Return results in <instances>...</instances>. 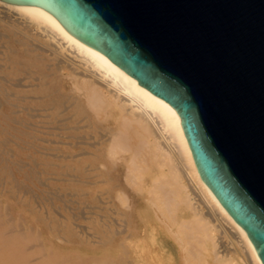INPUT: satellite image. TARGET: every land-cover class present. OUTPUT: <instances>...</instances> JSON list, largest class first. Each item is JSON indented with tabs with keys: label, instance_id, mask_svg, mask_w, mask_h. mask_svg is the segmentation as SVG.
I'll use <instances>...</instances> for the list:
<instances>
[{
	"label": "bare ground",
	"instance_id": "6f19581e",
	"mask_svg": "<svg viewBox=\"0 0 264 264\" xmlns=\"http://www.w3.org/2000/svg\"><path fill=\"white\" fill-rule=\"evenodd\" d=\"M0 145V170L10 175L49 174L82 197V188L101 185L94 232L77 224L64 236L57 221H39L56 239L100 244L114 256L101 264H262L200 177L171 104L38 5L0 0ZM3 179L0 194L22 185ZM8 210L0 212V264H50L41 261L44 229L26 233L30 224Z\"/></svg>",
	"mask_w": 264,
	"mask_h": 264
},
{
	"label": "water",
	"instance_id": "95a60500",
	"mask_svg": "<svg viewBox=\"0 0 264 264\" xmlns=\"http://www.w3.org/2000/svg\"><path fill=\"white\" fill-rule=\"evenodd\" d=\"M38 5L180 116L202 180L264 264V0Z\"/></svg>",
	"mask_w": 264,
	"mask_h": 264
},
{
	"label": "rangeland",
	"instance_id": "374dc122",
	"mask_svg": "<svg viewBox=\"0 0 264 264\" xmlns=\"http://www.w3.org/2000/svg\"><path fill=\"white\" fill-rule=\"evenodd\" d=\"M2 145H3V148L4 149L5 148H11V149L14 150L16 148V146L14 144H5V145L2 144ZM2 145H0V147ZM60 146H62V145H60ZM0 172L3 173V175L0 173V182L4 178L3 179V182L6 181V179H9L8 182H10L13 179H15V180L21 181V183H22V185H20L18 188L17 187H13L12 188V194L13 193L16 194V197H13L12 194L8 196V193L7 192L4 193V194H0V197H1L0 198V212H1L2 215H4L5 212H6V210H8V208H9V210H8L10 212L9 215H10V217H13V219L12 218L11 219L14 222H17L19 220L18 222H20V224L24 225L25 227H27V225L30 224L31 227H30V225L27 227L26 233H28V234L30 232L32 234L35 233V231H36V228L35 227L36 226H41L39 224V221L42 220L43 222H45L44 219L45 220L53 219L54 221H57L55 223V225H57V230L59 228L60 234H62L64 236H66V231L65 230H66V228H68V226H72V225H77L78 224L80 227H82V225H84L83 227L88 232H94L96 230L95 227L96 228L99 227V221L101 219V208H100V204L97 203V201L95 199H92V197L95 196V195L98 196L100 194V192H99V190H101V185L100 184L97 187H92V188L84 187V188H82L83 189L82 191L85 192V197H82L81 195L73 194L71 189H67L66 188V186L64 185V182L51 179L50 176H52V175H49V174H40V175H38V174L35 175L34 174L35 178H34V176H31V177L29 176V178H28V177H25L24 175H20V174H18L16 172H14L12 175H10L7 170L6 171L0 170ZM6 172H7V174H6ZM23 176H24V178H23ZM36 176H38L39 179H37L38 177H36ZM47 177H49V178H47ZM43 178H45V180H43ZM36 180L37 181L40 180V181H38L39 183ZM24 181H25V184H24ZM40 182H42L43 185L40 184ZM43 182L46 183V184H44ZM52 183L54 185H52ZM56 184H57V186H56ZM5 185L6 186H9V184H7V183H5ZM50 187L53 188V190ZM24 188L25 189L27 188L26 191H25ZM42 188H44V189H42ZM48 188L51 191L57 190L56 191L57 193L56 192H52L51 193V191ZM47 190L49 191V193H48ZM45 191H47V194L48 195L47 194L45 195V193H46ZM82 191H80V192H82ZM62 192L63 193L65 192V193L63 194ZM39 193H40V196H39ZM60 193H61V195H60ZM69 193H72V194H69ZM49 195L51 196V198L48 197ZM33 196H34L35 199L33 198ZM42 196H44V197H42ZM55 197H56L57 200L55 199ZM76 197H77V199H75ZM43 199H44V201H43ZM39 200H40V202H39ZM47 200L48 201L50 200L52 202V204H50L51 202H48ZM61 201H62V203H59ZM45 202H46V204H45ZM70 202H72V204ZM75 202H77V203H75ZM68 204L71 206V208H70V206ZM85 204L87 206H85ZM64 205H67V207L66 206L64 207ZM91 205L92 206L93 205L94 206L97 205V206L96 207H92ZM42 206H44L45 208H43ZM80 206H81L82 209L80 208ZM5 207H6V209H5ZM53 208H55V209H53ZM2 209L5 210V211H3ZM28 209H29V212L27 211ZM55 210H56V212L57 211H59V212L56 213ZM83 211H84V213H83ZM98 213H100V216H99ZM17 214H18V216H17ZM73 214H74V216H73ZM80 214H81L82 217L80 216ZM20 216L22 218H19ZM39 218H41V219H39ZM72 221H73V223H72ZM75 222H78V223H75ZM41 227L44 229L43 230L44 232H43V235L40 236V238H41V240H43L45 252L47 253L49 251L47 253V254H49L48 257L41 259L42 262H45V260L46 261L48 260V262H50V264H76L77 262H80L79 264H96V263L97 264H101L106 257H112V258H114L113 255H111V256L108 255L104 251V248L101 247L100 244H98V243L91 244V246L93 247V250L90 249V248H88L87 244H78V243H75L76 245L75 244L73 245V242H71V241H68V240L67 241H64L63 239H58V238L56 239L55 237L51 236L47 232V228L45 229L43 226H41ZM29 228H31V230H29ZM89 239L91 240L92 238H89ZM58 243H60V244L62 243V245H60ZM80 245H82V246H80ZM69 246H71V247H69ZM55 248H58V249H55ZM101 250H103L104 252L101 251ZM51 251H52V253H51ZM60 254H64L65 256H63V255L61 256Z\"/></svg>",
	"mask_w": 264,
	"mask_h": 264
}]
</instances>
